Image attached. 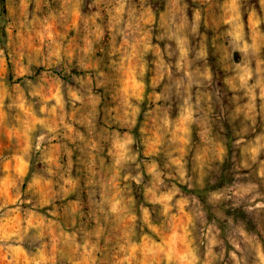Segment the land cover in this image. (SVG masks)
I'll list each match as a JSON object with an SVG mask.
<instances>
[{"label": "clouds", "instance_id": "clouds-1", "mask_svg": "<svg viewBox=\"0 0 264 264\" xmlns=\"http://www.w3.org/2000/svg\"><path fill=\"white\" fill-rule=\"evenodd\" d=\"M22 2L27 10V0ZM163 2L167 16L157 27L149 0H139V8L136 0H35L37 14L31 20L25 17L27 37L17 33L19 47L11 38L0 42V74L10 59L8 75L13 81L22 79L24 84L22 88L11 83L9 92L8 84L0 82V127L9 123L10 111L24 115L23 120L16 117L19 128L8 129L9 140L22 138L23 146L8 158L9 167L0 178V198L5 201L0 211L9 202L15 205L4 213L15 215L0 220V252L12 254L9 264L19 259H26L27 264H57V245L66 242V234L61 232L50 244L44 243L45 230L54 221L39 218L20 189L31 167V154L45 153L42 163L46 175H33L29 191L35 189L33 194L41 195L45 203L54 198L53 181L59 179L56 169L62 167L59 149L63 145H55L49 152L45 144L61 138L62 129L67 130L64 139L74 131L66 111L69 103L73 107L86 105L93 113L99 105L92 76L73 77V84L79 87H72L51 71L65 59L78 72L89 70L71 47L62 49L57 43V25L70 24L84 45L79 53L87 57L95 54V46L103 43L107 33L121 38L113 53H118L119 59H109L105 72L96 69L95 85L106 87L110 82L107 72L120 75L122 87L116 109L119 131L97 134L92 128V138L87 141L91 168H86L91 182H77L91 191L96 201V215L91 217L96 229L90 233L95 242L86 238L84 264H104L97 258L103 257V246L111 243L109 229L120 233L116 264H264V243L248 231L245 221V217L264 221V160L260 159L264 154V0H192L191 4L189 0H174L170 12L167 0ZM80 25L86 26V35L81 34ZM153 32L157 33L155 39L169 42L166 52L153 44ZM209 33L216 37L211 41V53L207 49ZM33 38L49 48L47 65L31 54ZM218 45L230 54L228 71L222 68L224 52ZM166 53H170L167 59ZM150 54L156 58L153 66L161 69L156 87L163 85V89L157 92L153 88L147 97L150 111L146 117L151 118L152 128L141 132L147 159L138 162L133 121L139 118L145 101L146 57ZM210 57L216 59L215 72L208 63ZM72 67L64 75H71ZM38 68H46V73L37 76ZM33 76L35 81L30 78ZM225 77L233 79L235 86ZM34 100L39 101V115ZM153 104L156 106L151 108ZM77 139L83 141L84 137L81 134ZM230 153L232 182L217 185ZM65 156L71 168L70 149ZM17 160L23 161L21 171L12 167ZM253 165H258L254 171ZM62 183L72 185L73 181L66 176ZM64 191L60 188L58 194ZM13 192L14 197H10ZM197 192L206 194L196 197L200 203L193 211L191 194ZM81 196L86 203L87 193L82 190ZM22 209L23 218L19 215ZM235 211H242L244 217L231 215ZM145 229L152 236L145 234ZM153 236L159 237V242Z\"/></svg>", "mask_w": 264, "mask_h": 264}, {"label": "rangeland", "instance_id": "rangeland-1", "mask_svg": "<svg viewBox=\"0 0 264 264\" xmlns=\"http://www.w3.org/2000/svg\"><path fill=\"white\" fill-rule=\"evenodd\" d=\"M137 7L139 8V0H136ZM169 5L168 11H172L175 7L174 0H167ZM189 3H192V0H189ZM253 3H256V0H253ZM149 4L152 5L151 11L156 13V26L159 27L161 22L166 18L167 14L164 10V2L163 0H149ZM193 7H198L199 4H193ZM36 4L35 0H27V10H25V4L22 0H0V42H7L11 38L15 47H19L21 41L17 40V33H23L24 37H27V31L24 29L23 24L25 22V17L27 16L28 20H31L34 15H36ZM107 21H105L106 23ZM97 23H101L97 21ZM57 33L58 39L57 43L61 45L62 49L71 47L74 53L77 55V58L81 64H84L89 70L87 72H78L75 67H72L68 64V61L65 59L63 63L58 66H53L51 71L56 75L61 77L62 81L66 85H71L72 87H79V85L73 84V77H93V86L94 92L97 96L100 97L99 105L95 111L87 107L86 105H81L77 103L75 107H73L70 103L67 105L66 111L69 116V121L72 122V127L74 131L72 133H68L69 138L64 139L63 134L67 132L66 129L61 130V138L57 140H53L52 144H45V147L49 152L52 151L53 146L55 145H63L59 149V163L61 164L60 169H56V176L59 179H54V187H53V199L50 202L45 203L42 196L39 194L34 195L33 193L36 191L33 189L29 191V181L31 180L33 175H46L44 169L46 165L42 163L45 153H35L33 152L30 156V164L31 167L28 170V175L24 179L21 185V192L25 194L27 199L31 200V204L28 205L34 212L37 213L39 218H44L46 221H54L52 223L50 229L45 230V244H50L52 239H57L61 232L65 233L64 241L57 245V251L59 255L57 256V264H84L83 257V245L85 244L86 238L90 242H95L90 233L94 232L96 229V225L91 223V217L96 215L95 210L93 209V205L95 204V200L92 199L93 193L83 187L81 184L77 183L78 181L85 180L87 183L91 182V178L88 177L86 168H91V164H89V155H88V144L87 141L92 137L89 133L92 131V128L95 127L96 133L100 134L103 132H116L119 131V126L116 123L117 117V107H118V97L119 91L122 87L121 77L116 72H107L106 75L110 77V82L106 84V87L96 88V77L98 75L96 69L98 68L100 72H105V63L111 60H118L119 54L113 55L116 51V48H119L121 38L119 36L113 37L111 33H107L105 36V40L103 43L96 45L95 54L92 57H87L79 53V49H81L84 45L79 35H77V29L74 25H65L61 27L57 25ZM80 32L82 35L87 34V28L84 25H80ZM157 36L156 32H153V44L159 45V49L161 51L166 52V48L168 45V41L157 40L155 37ZM216 37H213L209 33V43L207 45V49L209 53L212 51V43L211 41L215 40ZM195 43V42H194ZM115 45V48L113 47ZM32 52L31 54L34 58L47 65L49 63L48 57L50 55L49 48L44 45L42 46L38 40L35 38L31 41ZM172 48L175 49L176 45L172 44ZM220 51L224 52V60L225 63L222 65V68L225 71H228L230 68V54L226 49L223 48V45H218ZM36 49H40V52L37 54L35 52ZM26 52V56H27ZM63 54V53H62ZM170 53H166L165 59ZM178 59V55L176 57ZM54 59V57H53ZM148 61V74L145 77V84L148 86L145 95V101L143 105H141V114L138 119H135L133 122L135 123V128L133 129V134L137 136L138 148L137 150L140 152V158L138 162H143L147 158L144 155V147L141 143L143 137L141 136L142 131H149L152 128V120L151 118L146 117V114L150 111L149 101L147 97L152 94L153 88H156V91L159 92L163 89V85L160 87H156L159 83L157 79V74L161 71L159 65L154 67L156 64V58L154 54H150L146 57ZM237 62H239L240 58L237 56ZM175 60H168V63H174ZM208 63L213 67V71L217 70L216 59L210 57ZM72 67L71 75H64L67 68ZM46 68H38L36 69V74L39 76L41 73H46ZM11 71V60L8 61V68L3 74H0V82L6 83L9 86V92H12L11 83L19 84L22 88L24 87L23 80H15L8 75ZM223 76L224 73L222 72ZM33 81L36 80V76L30 77ZM230 86H235V82L233 79L229 77H225ZM103 82V81H102ZM47 87V84H45ZM227 91V90H226ZM107 93V95H102L103 93ZM31 100V98H29ZM9 101L6 100V104ZM32 103L35 105V111L37 115H39V101L34 100ZM135 103V101H133ZM228 105L227 99L225 100V106ZM51 106V105H49ZM156 105H151V108H154ZM121 117L123 113H120ZM19 116L21 120L24 119L23 113H19L16 110H12L9 112V123L0 127V178L5 175L4 169L9 167L8 158H10L13 154L18 153V151L23 146V139L18 138L16 140H9V131L8 129L12 126L20 127L16 117ZM74 117V119H73ZM39 129L36 134H38ZM83 135L84 140L81 141L77 139L79 135ZM75 141L74 143L72 141ZM231 130H229V148H231ZM66 149L71 150V168H69L68 159L65 156ZM106 156V153H104ZM261 160H264V154L261 155ZM233 157L231 153L224 165V170L221 173L220 180L217 181V185L222 181L224 183H231V177L229 175L232 169ZM100 167H103V161L97 162ZM23 161L17 160L14 162L12 167H14L17 171L22 170ZM141 168L144 167L143 163H140ZM258 167V165H253V171ZM247 172L248 170H244ZM70 177L73 181L72 185H65L62 181L65 177ZM59 184L60 188H64L65 191L63 195H59L60 188H56L55 185ZM212 186L209 185V188ZM85 191L87 193V202L85 203L84 197L81 196V192ZM183 191L187 192L188 189L184 188ZM14 192L10 194V197H14ZM206 193L197 192L192 195L193 201H195L193 205V211L197 210L199 205V201L196 200L197 196H203ZM143 203V200L140 201ZM5 201L3 198H0V205L4 204ZM147 206V205H146ZM15 205L8 203L7 207H5L2 211H0V220L11 219V215H15L13 212L9 216H5L4 213L9 212V209H14ZM139 215V213H137ZM21 218H23L24 211L23 209L19 213ZM231 215L236 216L237 218L244 217V213L242 211L232 212ZM245 221L248 225V231L257 235L261 241L264 243V221L257 220L255 222L248 221L245 217ZM102 223V222H101ZM219 223V221H217ZM108 228L107 225H105ZM226 225L221 228V231H226ZM111 238V243L103 246L104 252L103 257H98V261L103 259L104 264H116V259L118 256V243L120 233L118 231H113L112 229L108 230L107 233ZM145 234L152 236L151 233L145 229ZM71 238V239H69ZM154 240L159 242V237L153 236ZM139 242V240H137ZM79 245L80 247H77ZM227 245V242H226ZM228 251H231V245H227ZM50 250V249H49ZM35 251L34 249L32 250ZM219 252V248L216 249ZM227 259V254L225 255ZM12 260V254L6 252H0V264H9V261ZM13 264H27L26 259H19L18 261H14Z\"/></svg>", "mask_w": 264, "mask_h": 264}, {"label": "bare ground", "instance_id": "bare-ground-1", "mask_svg": "<svg viewBox=\"0 0 264 264\" xmlns=\"http://www.w3.org/2000/svg\"><path fill=\"white\" fill-rule=\"evenodd\" d=\"M167 14V13H166Z\"/></svg>", "mask_w": 264, "mask_h": 264}]
</instances>
